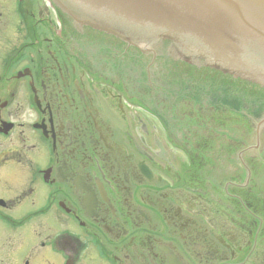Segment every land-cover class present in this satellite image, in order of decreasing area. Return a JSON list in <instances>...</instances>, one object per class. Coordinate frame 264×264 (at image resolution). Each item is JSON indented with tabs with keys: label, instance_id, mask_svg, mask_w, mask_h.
Returning <instances> with one entry per match:
<instances>
[{
	"label": "flooded vegetation",
	"instance_id": "1",
	"mask_svg": "<svg viewBox=\"0 0 264 264\" xmlns=\"http://www.w3.org/2000/svg\"><path fill=\"white\" fill-rule=\"evenodd\" d=\"M54 7L0 0V264H264V93Z\"/></svg>",
	"mask_w": 264,
	"mask_h": 264
},
{
	"label": "water",
	"instance_id": "2",
	"mask_svg": "<svg viewBox=\"0 0 264 264\" xmlns=\"http://www.w3.org/2000/svg\"><path fill=\"white\" fill-rule=\"evenodd\" d=\"M187 1V0H184ZM198 2H201V0H197ZM221 4L226 7L228 6L230 10L239 13L241 16H244L245 13H260L264 14V0H218ZM227 7V8H228ZM203 10H207L205 7ZM160 19L163 21L164 19L160 17ZM178 21H181L180 18L177 19ZM191 37H194L195 35L192 33L190 34ZM226 48H228V45H225ZM228 52V51H226ZM230 53V52H228ZM252 59H248L247 62L251 65L252 63L259 62L255 59L253 54L251 55Z\"/></svg>",
	"mask_w": 264,
	"mask_h": 264
},
{
	"label": "rangeland",
	"instance_id": "3",
	"mask_svg": "<svg viewBox=\"0 0 264 264\" xmlns=\"http://www.w3.org/2000/svg\"><path fill=\"white\" fill-rule=\"evenodd\" d=\"M12 15H14V14H12Z\"/></svg>",
	"mask_w": 264,
	"mask_h": 264
},
{
	"label": "bare ground",
	"instance_id": "4",
	"mask_svg": "<svg viewBox=\"0 0 264 264\" xmlns=\"http://www.w3.org/2000/svg\"><path fill=\"white\" fill-rule=\"evenodd\" d=\"M76 24V23H75Z\"/></svg>",
	"mask_w": 264,
	"mask_h": 264
}]
</instances>
